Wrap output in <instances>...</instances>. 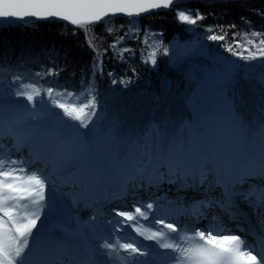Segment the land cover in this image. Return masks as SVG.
Segmentation results:
<instances>
[{
  "label": "snow or ice",
  "instance_id": "6c2138e0",
  "mask_svg": "<svg viewBox=\"0 0 264 264\" xmlns=\"http://www.w3.org/2000/svg\"><path fill=\"white\" fill-rule=\"evenodd\" d=\"M161 12L180 34L144 23ZM253 17L264 0H0V32L58 22L89 53L76 81L71 48L2 41L0 264H264Z\"/></svg>",
  "mask_w": 264,
  "mask_h": 264
},
{
  "label": "trees",
  "instance_id": "16d2710c",
  "mask_svg": "<svg viewBox=\"0 0 264 264\" xmlns=\"http://www.w3.org/2000/svg\"><path fill=\"white\" fill-rule=\"evenodd\" d=\"M249 5L258 6L260 0H250L247 1ZM246 9H237V12L244 11ZM238 18V17H237ZM254 24L257 29H260V26L264 21H261L258 17L252 18ZM122 20H117V23L123 22ZM144 23H151V26L155 30L165 29L168 34H180L181 29L175 24L172 19L171 13L163 14L160 13L153 17H145ZM7 39L11 41L13 44H17L18 41L27 42H39L40 44H55L57 48H71L72 52V60L78 61V67L76 68V81L79 80L81 75V69L88 63L89 53L86 51V47L84 45V37L81 35L78 39H65L61 36V24L56 23H40L38 27L34 25L29 26L26 31H22L19 28H13L10 32H0V49L3 48L2 41ZM19 50V46H18ZM70 60V63L72 62ZM138 67L143 68L140 65L139 61H136ZM151 73L146 72L145 77L151 78ZM62 80L64 77L61 78ZM76 81H70L69 87L70 89H75L78 85Z\"/></svg>",
  "mask_w": 264,
  "mask_h": 264
},
{
  "label": "water",
  "instance_id": "95a60500",
  "mask_svg": "<svg viewBox=\"0 0 264 264\" xmlns=\"http://www.w3.org/2000/svg\"><path fill=\"white\" fill-rule=\"evenodd\" d=\"M247 1H250V0H247ZM161 13H163V14H168V13H165V12H161ZM159 14H160V13H159ZM122 19H125V18H120V19H118V20H122ZM40 23H46V22H40ZM53 23L60 24V23H58V22H53ZM35 24H36V22L33 21V22H32V25H35Z\"/></svg>",
  "mask_w": 264,
  "mask_h": 264
},
{
  "label": "rangeland",
  "instance_id": "374dc122",
  "mask_svg": "<svg viewBox=\"0 0 264 264\" xmlns=\"http://www.w3.org/2000/svg\"><path fill=\"white\" fill-rule=\"evenodd\" d=\"M174 21V20H173ZM175 22V21H174ZM175 24H176V22H175ZM177 25V24H176Z\"/></svg>",
  "mask_w": 264,
  "mask_h": 264
}]
</instances>
